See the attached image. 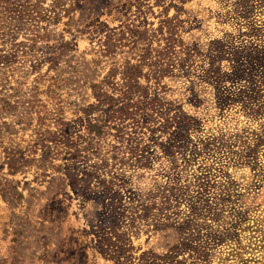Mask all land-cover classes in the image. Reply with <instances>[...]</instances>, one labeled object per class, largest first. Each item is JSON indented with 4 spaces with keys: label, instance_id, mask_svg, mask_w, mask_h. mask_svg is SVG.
Wrapping results in <instances>:
<instances>
[{
    "label": "rangeland",
    "instance_id": "obj_1",
    "mask_svg": "<svg viewBox=\"0 0 264 264\" xmlns=\"http://www.w3.org/2000/svg\"><path fill=\"white\" fill-rule=\"evenodd\" d=\"M0 70V264H115L95 231L115 193L122 264H264V0H0ZM100 90L164 110L98 134ZM186 223L207 258L178 248Z\"/></svg>",
    "mask_w": 264,
    "mask_h": 264
},
{
    "label": "trees",
    "instance_id": "obj_2",
    "mask_svg": "<svg viewBox=\"0 0 264 264\" xmlns=\"http://www.w3.org/2000/svg\"><path fill=\"white\" fill-rule=\"evenodd\" d=\"M173 37V34L171 35ZM167 47L166 54L169 55V53L172 52L174 49L173 44H168L165 46ZM171 56V55H170ZM147 54L143 55V58H146ZM161 57L159 58V61H161ZM165 63V62H164ZM163 63H160V65L157 67V73L155 76L157 78H160L167 72H169V66H162ZM125 73H126V79L124 81V88L121 90L123 95H128L129 92H131L138 84V81L136 79L137 74L139 73V64H130L125 63ZM1 71V70H0ZM116 72V69H113L111 71V75H114ZM10 77V75H9ZM6 77L5 79L0 74V86H6L8 88H18L19 84L13 85L10 84L12 81V77ZM20 83V82H19ZM98 85V84H95ZM94 85V86H95ZM4 88V87H2ZM3 91V89H1ZM10 95H14V93H10ZM120 97V96H119ZM119 97H116L115 95L108 94L106 91H98L96 94L97 103L95 105H92L91 108L93 109H100L104 105H107L105 108L107 111V117L106 120L102 124L97 123H91L89 124V130H93L96 133H101L103 129V125L105 123L113 124L118 127L120 131L124 130L126 125H130L134 127V125H137L138 121L141 120L140 118L143 117V119H149L153 116L154 112L162 113L164 110L165 102L163 99L158 96L157 94H154L152 97H150L147 93V91L142 92L141 99L137 100H130L129 97L128 100L124 101L120 99ZM6 97H3L4 99ZM6 100V99H5ZM4 100V101H5ZM141 100V101H140ZM17 104H14L12 106L17 107ZM33 106V105H32ZM177 115V114H175ZM174 115V116H175ZM184 119L178 118L177 122L181 126V128H187L190 125V121H183ZM128 142V141H127ZM126 152H128L129 159H136L140 160L142 157V151L141 148H139V142L136 141L135 145L131 144V141L126 144ZM253 149H250L247 154H251ZM139 154V155H138ZM103 185L102 189L104 191V188L108 187L111 189V185L106 183V179L102 180ZM90 187L89 183L86 184L85 188ZM105 194V192L103 193ZM102 194V195H103ZM101 196V195H99ZM114 197L116 198L115 201H113V208L108 211V213L102 217L97 223V228L95 229L96 234L98 236V247L103 252V254L109 258H113L115 261V264H122L120 261V255L125 254L126 251L129 249V246L127 247L128 243H122L124 233L119 232L118 227L120 226L121 218L123 217V209L121 210L118 207L117 202L119 201V196L115 193ZM139 206H136V209H138ZM143 213H140V215H147L150 212V209L152 206L148 205H142ZM139 210V209H138ZM133 217V216H132ZM135 218V217H134ZM177 228L181 231L182 237L180 240V244L178 248H187V249H194L198 253V255L204 258H207V251L205 250V247L203 246V242L201 240V235L199 234V230H189L190 225L189 224H179ZM209 235V233H206ZM177 246H173L169 252L163 254V255H157L150 252H144L137 264H173V259L175 257L174 252L176 251ZM129 256H126L124 259H126L127 264H132L130 261L131 259H128ZM125 262V261H124Z\"/></svg>",
    "mask_w": 264,
    "mask_h": 264
}]
</instances>
